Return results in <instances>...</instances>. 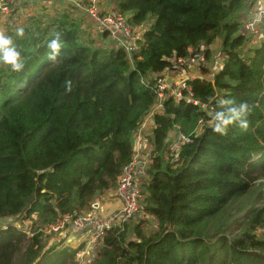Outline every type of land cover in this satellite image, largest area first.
I'll use <instances>...</instances> for the list:
<instances>
[{"label": "trees", "instance_id": "16d2710c", "mask_svg": "<svg viewBox=\"0 0 264 264\" xmlns=\"http://www.w3.org/2000/svg\"><path fill=\"white\" fill-rule=\"evenodd\" d=\"M253 2L115 0L132 25L142 26L131 54L108 33L85 34L81 17L66 9L31 15L6 31L25 66L13 72L0 63V218L23 214L32 228L0 227V264H65L85 248L76 232L42 228L87 210L115 188L134 133L155 103L153 78L190 73L173 57L204 43L207 58L218 39L220 68L211 79L188 83L194 98L215 111L222 100L246 101L248 129L234 123L221 135L206 124L198 131L207 111L166 95L148 136L153 157L140 210L148 218L105 230L87 264H264L261 192L249 207L234 210L264 177V37L246 48L251 37L243 27ZM56 33L62 47L52 61L47 45ZM176 124L189 141L172 162ZM53 234L58 245L43 251L41 237Z\"/></svg>", "mask_w": 264, "mask_h": 264}, {"label": "built area", "instance_id": "2783aa9c", "mask_svg": "<svg viewBox=\"0 0 264 264\" xmlns=\"http://www.w3.org/2000/svg\"><path fill=\"white\" fill-rule=\"evenodd\" d=\"M18 0H2L0 3V19L7 16L13 4ZM75 6L79 7L85 16L83 29L96 34L108 33L115 46L124 48L129 54L136 48L142 26L132 25L127 16L121 13L115 6V0H78ZM244 31L247 35H259L264 27V0H258L245 17ZM262 35V34H261ZM206 49L204 43L189 47L184 56L173 57V63L180 69L191 70L193 73L200 66L206 64ZM192 78L195 76H191ZM155 103L147 115L160 113L163 110V100L166 95H171L175 100H185L208 113L209 119L205 121L199 118L196 129L204 128L206 124H215L213 107L194 98L192 88L187 77L183 73H169L157 75L154 78ZM144 82V81H142ZM144 120V119H143ZM143 120L134 133V144L130 161L122 168L117 184L113 189V196L119 205L115 209L103 208L97 200L84 211H72L64 213L56 222L43 228L44 233H56L63 229H69L81 236L85 248L95 247L100 236L105 230L113 226L126 223L141 210L144 192L142 181L147 177V169L152 161V146L148 142V136L143 133ZM152 128L155 124L151 125ZM189 141V136L180 130L179 125H174L172 131V143L169 147V155L172 162L177 161V153L181 145ZM264 232V227L262 228ZM83 251L80 253L82 254Z\"/></svg>", "mask_w": 264, "mask_h": 264}, {"label": "rangeland", "instance_id": "374dc122", "mask_svg": "<svg viewBox=\"0 0 264 264\" xmlns=\"http://www.w3.org/2000/svg\"><path fill=\"white\" fill-rule=\"evenodd\" d=\"M20 23H18V25H16L13 22L12 24L9 25V27L11 30L16 29L20 25ZM144 27L145 26H143V28ZM9 30L7 29V31H9ZM248 36L251 37V42H248V44L246 43V48H250L252 45H258L261 38L264 37V36H261V34H259V35H248ZM223 58H224V56L220 52V40L218 39V40H216V42L212 46V49H210V54L206 58V64L200 66L193 73L186 72V74L184 76L188 77V78H192L191 76L193 75V76L204 77L206 79H211L213 76V73L216 72L220 68V66L222 65ZM204 68L207 69V72H204V70H203ZM143 124H144V121H143ZM143 134L145 136H147V134H145V133H143ZM112 190L110 189V190L104 192L100 197H98L97 201L102 204V202L106 201L105 198L112 192ZM260 192L262 194V199L264 200V177H262L260 180L257 181L255 186L252 188V191H250L246 196H244L243 198H241L239 201H237L235 203V208H234L235 212H241L242 210H244L241 208L249 207L252 204V202H255L257 200V197L260 194ZM263 200H259V203L262 202ZM82 211H84V210H82ZM146 216L147 215L145 213L139 211L137 214H135V216L133 217V220H135L136 217L139 220V219L146 217ZM146 218H148V217H146ZM148 220H150V219H148ZM8 224H13L17 228L22 229L24 231H27L28 233L31 232V228H32L31 221L26 219V217L23 214H20L18 216H13V217L0 218V227L1 226L4 227L5 225H8ZM42 230H43V228H42ZM58 236L59 235H56V234H53V236H42L41 238H42V241L45 245L43 247V251L50 249L54 244L56 245L58 243V239H57ZM84 247H86V246H84ZM56 248H58V246ZM88 250L89 251H85V252L82 249L78 250L76 252V254L74 255L73 259L65 258V261H66L65 264H87L91 260L92 255H93V252H90V248ZM82 251H83V253L80 254ZM58 260H60V258ZM38 264H45V261L40 259Z\"/></svg>", "mask_w": 264, "mask_h": 264}, {"label": "clouds", "instance_id": "9594fccd", "mask_svg": "<svg viewBox=\"0 0 264 264\" xmlns=\"http://www.w3.org/2000/svg\"><path fill=\"white\" fill-rule=\"evenodd\" d=\"M15 34L17 37L22 38L25 34L24 29L18 28ZM47 47L50 49L49 59L55 61L62 47L59 33L55 34ZM0 63L9 66L13 72H21L25 66L24 59L14 40L3 31H0ZM66 84H68V90L70 91V82H66ZM221 108V111H216L213 114V120L215 121L214 132L226 135L228 126L234 123L242 130L248 129L249 121L247 120V115L250 112V107L246 101L237 104L234 100H222Z\"/></svg>", "mask_w": 264, "mask_h": 264}, {"label": "crops", "instance_id": "0c3cea01", "mask_svg": "<svg viewBox=\"0 0 264 264\" xmlns=\"http://www.w3.org/2000/svg\"><path fill=\"white\" fill-rule=\"evenodd\" d=\"M78 0H18L15 4L12 5L11 10L9 14L3 18L0 19V31H3L6 34L7 29H9V25L13 22L18 25V23H22L26 18H28L31 15H36L39 13H52L54 11L58 10H68L72 12L73 14L78 15L81 17V21L85 22V16L82 14L79 7L75 6V2ZM2 0H0V3ZM258 4V0H254L253 6ZM17 21V22H16ZM85 30V34L89 32L88 30ZM261 36H264V27L261 30ZM91 37L98 39V34L92 33L89 34ZM106 41H109V37L104 39ZM144 126H143V132L149 136L152 131V124H153V117L151 115H146L144 117ZM106 201L103 203V208L112 210L118 207L119 203L113 196V191L105 198Z\"/></svg>", "mask_w": 264, "mask_h": 264}]
</instances>
